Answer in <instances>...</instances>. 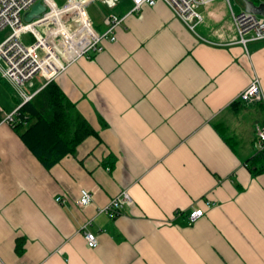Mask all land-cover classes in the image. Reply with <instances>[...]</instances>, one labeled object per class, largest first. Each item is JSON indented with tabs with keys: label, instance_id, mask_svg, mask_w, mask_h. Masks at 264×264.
<instances>
[{
	"label": "crops",
	"instance_id": "1",
	"mask_svg": "<svg viewBox=\"0 0 264 264\" xmlns=\"http://www.w3.org/2000/svg\"><path fill=\"white\" fill-rule=\"evenodd\" d=\"M132 6L113 9L126 16L116 41L55 80L96 132L74 153L45 167L0 105V264H264V101L239 103L255 73L264 90V40L240 42L228 0L200 6L194 28L163 0ZM81 188L91 205H77ZM123 190L134 205L96 213Z\"/></svg>",
	"mask_w": 264,
	"mask_h": 264
},
{
	"label": "built area",
	"instance_id": "2",
	"mask_svg": "<svg viewBox=\"0 0 264 264\" xmlns=\"http://www.w3.org/2000/svg\"><path fill=\"white\" fill-rule=\"evenodd\" d=\"M133 6L127 15L139 13L144 5H155L158 0H132ZM191 28L203 19L199 7L214 0H163ZM42 2L46 10L31 21L25 20V14L37 3ZM100 2L106 9L103 15L105 30L99 31L89 8ZM240 42L247 47L251 41L264 40V16L245 11H235L228 0ZM116 0H68L60 5L56 0H0V34L6 28L10 33L0 41V69L17 89L23 103L33 99L39 91H29L28 85L33 84L34 78H42L45 85L56 80L68 70L70 65L82 57H92L105 48V41H116V29L126 16L118 15L113 9ZM30 34L31 43H24L22 36ZM44 87V86H43ZM240 99L246 104L264 101V90L261 78L255 73L249 86L245 88ZM22 103V104H23ZM21 104V105H22ZM20 105V106H21ZM19 106V107H20ZM18 107V108H19ZM18 108L4 114V121L13 123L17 120ZM1 110V108H0ZM258 151L264 150V124L256 125ZM57 202L65 204L64 196H57ZM93 192L81 188L77 205L89 206L93 203ZM135 202L128 190H123L107 204L98 206L97 214L116 217L122 213L125 206ZM207 206L210 203L207 202ZM205 214L203 208L192 210L188 217L191 222ZM92 219L81 225L80 230L91 248L99 246L97 235L88 227Z\"/></svg>",
	"mask_w": 264,
	"mask_h": 264
},
{
	"label": "trees",
	"instance_id": "3",
	"mask_svg": "<svg viewBox=\"0 0 264 264\" xmlns=\"http://www.w3.org/2000/svg\"><path fill=\"white\" fill-rule=\"evenodd\" d=\"M10 124L47 168L74 153L84 139L96 133L55 80L39 90L32 100L23 103L17 110V120ZM258 154H264V150ZM254 169L264 170V167ZM22 239H18L17 246Z\"/></svg>",
	"mask_w": 264,
	"mask_h": 264
},
{
	"label": "rangeland",
	"instance_id": "4",
	"mask_svg": "<svg viewBox=\"0 0 264 264\" xmlns=\"http://www.w3.org/2000/svg\"><path fill=\"white\" fill-rule=\"evenodd\" d=\"M119 5H124L128 2V0H116ZM256 3H264V0H254ZM233 6L235 7L236 11H241L244 9V2L243 0H231ZM94 4H100V2H96ZM103 6V5H102ZM89 11L95 20V23L97 24V27L100 29L99 31H104L105 26L102 24V16H94V14L91 11V8H89ZM10 33V29L6 28L3 30L0 34V41L5 38ZM22 41L24 43H31L33 41L32 35L26 33L22 36ZM20 94L17 89L12 88L9 83L4 80L0 79V105L7 110L8 112H11L17 105V100L14 98L15 95Z\"/></svg>",
	"mask_w": 264,
	"mask_h": 264
},
{
	"label": "water",
	"instance_id": "5",
	"mask_svg": "<svg viewBox=\"0 0 264 264\" xmlns=\"http://www.w3.org/2000/svg\"><path fill=\"white\" fill-rule=\"evenodd\" d=\"M244 10L264 16V3H256L254 0H243ZM46 10L42 2H37L30 11L25 14V20L31 21Z\"/></svg>",
	"mask_w": 264,
	"mask_h": 264
}]
</instances>
